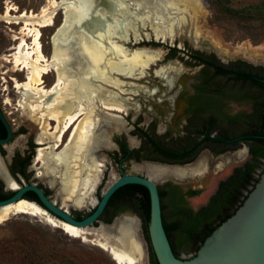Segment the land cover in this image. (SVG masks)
Listing matches in <instances>:
<instances>
[{
  "label": "rangeland",
  "instance_id": "374dc122",
  "mask_svg": "<svg viewBox=\"0 0 264 264\" xmlns=\"http://www.w3.org/2000/svg\"><path fill=\"white\" fill-rule=\"evenodd\" d=\"M96 1L94 0L95 3ZM194 1L198 6H187L181 2L174 5L175 7L169 6L166 9L162 7L164 3H161L163 11L159 15L149 13L148 16H144L143 22L136 23V27L140 31L147 30L150 23L169 28L174 34L173 38L164 39L161 42V39L156 38L157 40H155V37L150 35L149 38H142L136 43H125V46L129 50L144 48L157 52L159 57L153 64L154 68L166 65L172 68L177 64L188 67L184 64V59L187 57L186 50L192 49L214 52L226 61L243 60L256 65H264V31L257 28L253 23L243 24L224 16L216 17L211 0ZM261 1L263 0H231L229 4L233 7H242ZM74 2L73 6L77 4L75 0ZM7 6L12 7L11 14H17L20 11L37 14L44 7L50 8V0H0V107L12 131L11 141L0 145V154L9 168L13 155L19 160L28 155L30 141L37 139L39 133L37 129L40 130V124L31 120L19 105L21 93L16 87V82H24L27 71L22 69L21 65H15L13 56L10 54H13V47L21 37L23 23L8 22L3 17ZM15 8L18 12L13 10ZM63 10L64 6L59 4L53 16V24L40 27L42 49L48 58L52 52V33L61 23ZM80 23V20L76 21L77 27H81ZM196 36L200 41L197 42L198 44L193 43L196 41L194 40ZM26 40L31 42V37L26 36ZM153 42H156L157 45L152 44ZM204 42H208L210 46H202ZM168 46L175 47L174 54L172 50L168 49ZM150 71L146 69L145 74ZM54 77V71L44 74L43 85L49 88ZM147 78H149V74L136 80L120 78L125 82L127 88L123 92L124 95H121L130 97L132 101L140 102L143 106L137 111L109 110L112 114L121 116L124 123L115 124L111 121L110 124L104 125V137L102 136L101 139L103 140L99 150L94 155L100 167L98 180L91 190L82 191L79 189L78 192L75 191V196H84L83 205L76 206L73 201L74 197L72 200L65 199L66 192L60 189L57 181L53 185L49 184V177L39 172V170L41 171V161L37 159V156L36 160L40 162L34 163L33 161L30 164L29 169L31 170L28 171L27 177L16 176L9 169L13 179L18 184L35 182L47 187L51 199L58 205L68 208L73 214L76 212L84 213L95 206L102 192L120 176L122 171L149 176L162 189L166 188L167 182L176 183L187 192L186 200L191 208L198 209L204 205L210 195L215 192L219 181L226 178L235 165L242 163L244 158L239 156L245 150L246 144H239L238 149L232 151V154L224 153L217 157H213L206 151L186 164H169L149 160L143 156V153L139 152L122 160L119 142L126 143L131 149L140 150L145 141L142 134L143 130L148 131L165 146L176 148L187 143L183 137L186 129L181 127L180 123L176 127H166L165 123L170 117L167 108L155 109L153 107L149 109L150 104L143 103L142 99L139 98L140 94L136 96L129 94L132 82L149 87V83L143 82ZM234 107L235 111L250 109V105L247 103L234 104ZM104 112L105 110H98L93 113V116L102 118ZM154 119H156L155 125L150 128L148 124L152 125ZM51 124V127L55 126V122ZM34 126L37 128H32ZM238 129L240 130V128L233 126L232 132H236ZM49 131H53V129H49ZM99 131V129L96 130V132ZM44 145L47 146V144H41V147ZM37 148L35 147L33 150L34 156L37 153ZM229 161L230 163H226ZM1 164L3 165L2 161ZM156 166L166 167L170 172L159 175L156 172ZM176 167L186 168L187 173L183 176L171 173L172 168ZM223 167L224 170H220ZM0 181L3 183L2 190L9 191L1 177ZM162 203L164 218L169 222L167 225L173 224L171 221L174 219V213L166 197L162 198ZM130 207L124 202L117 201L94 234L82 232L83 234L78 236L68 233L62 225L50 221L45 214L13 213L6 220L0 222V264H120L113 258L109 246L106 245L105 247L101 242L107 241L108 245L115 244L121 248L122 246L116 239V228L119 222L121 223L125 218H132L136 221L134 235L142 250V255L137 264H151V244L147 226L140 215L143 211L139 206L132 210L129 209ZM49 215L56 218L51 214ZM171 239L178 250V257L186 259L196 253V243L188 245L177 243L173 232H171Z\"/></svg>",
  "mask_w": 264,
  "mask_h": 264
},
{
  "label": "bare ground",
  "instance_id": "6f19581e",
  "mask_svg": "<svg viewBox=\"0 0 264 264\" xmlns=\"http://www.w3.org/2000/svg\"><path fill=\"white\" fill-rule=\"evenodd\" d=\"M75 1L77 4L73 6L74 0H50V8L44 7L37 14L18 12L16 8L13 10L18 13L11 14L12 7L7 6L3 17L8 22L23 23L21 37L10 55L13 56L15 65H21V68L27 71L26 80L16 82V87L21 93L19 105L31 120L40 124L36 140L47 144L37 153V159L41 161L39 172L49 177L51 185L60 178V189L66 192L65 199L72 200L74 197V204L81 206L84 204V196H75V191L91 190L98 180L100 167L94 155L103 140L101 138L104 125L110 124L111 121L115 124L124 123L121 116L112 114L109 110H129V107L121 103L127 99L121 95L127 88L118 75H141L159 57L157 52L144 48L129 50L125 43H135L142 38H149L150 35L155 39H171L174 34L171 29L159 27L154 23L147 26L153 33L137 29L136 23L141 21V12L142 15L161 13V6L156 0H130L133 8L124 6L119 8L116 14L101 9L100 14L104 18H110L105 29L93 21L86 22L85 27H77L76 21H83L81 19L87 14L85 12L92 9L86 3L90 1L94 5L95 2ZM114 1L126 5L125 0ZM165 2L170 6L181 2L187 6H198L194 0ZM61 3H65L63 21L61 19L62 22L52 33V52L48 58L42 49L40 27L53 24L55 10ZM123 19L127 20L124 24ZM26 36L31 37V42H27ZM194 40V44L200 42L197 36ZM168 69L169 67L161 68L157 70V74L163 75ZM50 71H54L55 77L51 86L46 88L43 85V76ZM130 91L136 92L133 86ZM96 101L102 103L105 108L99 106ZM101 109L105 110L102 118L94 117L93 113ZM52 122H55L54 127H51ZM97 129L100 131L96 132ZM155 169L159 175L170 172L162 166H156ZM174 170V174L179 176L185 172L183 168L172 171ZM0 176L11 189L18 187V183L4 172L1 159ZM18 212L45 214L50 221L62 225L68 233L75 236L82 233L73 231L62 220L51 217L46 209L27 199L0 206V222ZM135 225L136 221L132 218L119 222L116 239L121 248L115 244L108 245L107 241L101 242L103 246H109L113 258L120 264L139 263L142 250L135 239Z\"/></svg>",
  "mask_w": 264,
  "mask_h": 264
},
{
  "label": "flooded vegetation",
  "instance_id": "af4514ba",
  "mask_svg": "<svg viewBox=\"0 0 264 264\" xmlns=\"http://www.w3.org/2000/svg\"><path fill=\"white\" fill-rule=\"evenodd\" d=\"M161 42L163 41L161 40ZM152 44L157 45L156 42ZM205 45L210 46L208 42H204L202 46ZM173 47L168 46V49L171 51ZM186 54L187 57L185 59L182 57V59H184L185 65L188 67L190 66L189 68L177 64L175 67L172 66V68H169L163 75H159L157 74V70L167 66L169 67V65L157 66L154 68V61L148 68L151 70L147 73L149 74V78L143 80L144 83H149V87L132 82L133 84L131 86L134 87L136 92L130 91L129 94L132 96L140 94L139 98L142 99L143 103L146 105L147 103L150 104L149 109L153 107L155 109L167 108L170 112V117L165 123L166 127H176L180 123L181 127L186 129L183 137L187 140V143L176 148L165 146L157 141L148 131L143 130L142 134L145 141L140 147V150L131 149L122 141L119 142V149L122 153V160L139 152L143 153V156L149 160L169 164H186L192 162L198 155L206 151L213 157H217L224 153L232 154V151L238 149L239 144L245 143V150H243L239 156H243L244 158L242 163L240 165H235L229 175L219 181L215 192L212 193L207 202L198 209H193L188 205L186 200L187 192H185L180 185L167 182L165 184V189H162L158 185L159 192L160 190L169 191L173 186H177L182 193L184 205L180 204L182 207L177 210L171 207L174 213V219L171 223L181 224L191 212L198 213L202 208L210 205V208L203 212L211 211L212 214L210 218L212 224H216L219 223L226 214L231 213L241 201L243 202L244 196H247L254 187L260 174L264 170V68L259 67H264V65L251 63L256 67L253 69L241 65L240 68L246 69V72H244V76H236V72H232V64H234V62H232V60L226 61L218 57L214 52L192 49L190 51L186 50ZM145 73L146 71L141 75L137 74L133 77L118 76L136 80L143 76H147ZM121 94L124 95V93ZM125 98H127L126 101L121 103L129 107V110L137 111L142 108L143 105L140 102L132 101L130 97ZM96 103L102 108H105L102 103L97 101ZM241 103L249 104L250 109L235 111L234 104L241 105ZM155 120L156 119L152 121V125L148 124L150 128L155 125ZM233 126L240 128V130L238 129L236 132H232ZM32 128L35 129L37 127L34 126ZM37 131H39V129H37ZM41 144L42 143L36 139L31 140L28 155L21 160L13 155L9 168L0 154L4 172L10 176L8 174V172L10 173V169L12 174L16 176L23 175L27 177L28 171L31 170L29 169L30 164L33 161L34 163L40 162L36 160L38 149L46 147V145L41 147ZM35 147L38 148L34 156L33 150ZM230 161L226 163H230ZM179 168L182 169L183 167L172 168V170ZM183 169H185L183 174L185 175L187 169ZM220 170L223 171L224 167L220 168ZM174 172L175 170L171 173L174 174ZM230 177H232V188L225 186L221 193L220 188L222 183L227 182ZM1 179L6 186V181L2 177ZM56 180L60 185V178ZM38 185L50 197L49 189L41 184ZM7 189L11 188L7 186ZM214 196H216V198L212 202ZM26 197L35 200L30 192L26 194ZM162 198L163 197L160 195L162 220L163 224L167 225L169 222L164 218ZM129 206L131 205L129 204ZM93 207H91V209ZM91 209L84 213H72V215L75 218H78L77 216L82 218L87 215ZM129 209L132 210L134 208L131 206ZM142 211L140 215L144 220L146 213L143 209ZM104 214L103 211L100 218L103 217Z\"/></svg>",
  "mask_w": 264,
  "mask_h": 264
},
{
  "label": "water",
  "instance_id": "95a60500",
  "mask_svg": "<svg viewBox=\"0 0 264 264\" xmlns=\"http://www.w3.org/2000/svg\"><path fill=\"white\" fill-rule=\"evenodd\" d=\"M125 1L126 5L120 2L116 3L114 0H98L94 5L89 1L86 5L92 9L85 12L87 14L81 19L83 20L80 21L81 26L85 27L86 22L92 23L91 21H93L94 24L97 23V26L99 25L105 29L110 18H104L100 14V10L106 9L116 14L117 10L124 6L132 9L133 4L131 1ZM156 1L159 4L164 3L162 5L164 8L170 6L165 0ZM61 5L65 6V3H61ZM162 7L161 11H163ZM144 16L146 15H142L141 12V22ZM126 21L123 19L122 24ZM122 24L121 26H123ZM147 31L153 33L150 27H148ZM0 120L6 129V135L0 138V144L8 143L12 138V131L1 107ZM8 174L11 176L9 172ZM125 184L143 185L148 190V236L158 264H264V170L238 208L205 237L194 255L186 259L176 256L172 250L162 220L159 188L156 182L149 176L122 172L102 192L97 204L89 213L80 219L75 218L68 208L63 207V205H58L35 182L18 184V187L15 189H9L11 194L0 199V206L16 202L20 199L34 201L50 214L62 220L73 231L94 234L117 202L114 203L109 212L100 218L110 197L118 188ZM30 191L36 194L40 203L26 197V194Z\"/></svg>",
  "mask_w": 264,
  "mask_h": 264
},
{
  "label": "trees",
  "instance_id": "16d2710c",
  "mask_svg": "<svg viewBox=\"0 0 264 264\" xmlns=\"http://www.w3.org/2000/svg\"><path fill=\"white\" fill-rule=\"evenodd\" d=\"M230 2L231 0H211V4L213 6L214 14L216 15V17L224 16L229 19H234L243 24L253 23L257 28H260V30L264 31V0L257 3H251L242 7H233L229 4ZM172 51V53L174 54L176 51L175 47L172 48ZM241 65L247 68H256L251 63H248L246 61H236L234 62V64H232V72H236V76H244V72H246V69L244 70L240 68ZM259 67L264 68L262 66ZM5 135L6 130L0 120V138L4 137ZM225 186H229L232 188V177H230L227 182L222 183L220 188L221 193L222 189ZM159 193L162 197L167 198L169 206H171L174 210L180 209L182 207V205L180 204L184 205L182 193L177 186H173L169 191L160 190ZM10 194V191L4 192L2 190V183L0 181V199L7 197ZM30 194L37 202L40 203L34 192L30 191ZM245 197L246 195L244 196V199ZM215 198L216 196L213 197L212 202L215 200ZM116 201H121L128 205L130 204L131 206H133V208L139 206L141 209H143L146 213L144 216V223L147 226L148 231L149 195L146 187L139 184H125L121 186L110 197L104 209L105 214L109 212L110 208L114 205ZM241 203L242 201L233 209L231 213L226 214V216H224V218L216 224H212V220L210 218L212 214L211 211L203 212L204 210H208V208H210L209 205L207 207L202 208L198 213L191 212L181 224L173 223L170 225H164L172 250L175 255L179 256V253L171 239V232L174 233L175 242L177 243L186 245L190 243H196L197 251L205 237H207L212 232V230L216 228L222 221L229 217ZM77 217L80 218V216ZM150 262L151 264H158L153 253L152 247L150 252Z\"/></svg>",
  "mask_w": 264,
  "mask_h": 264
}]
</instances>
